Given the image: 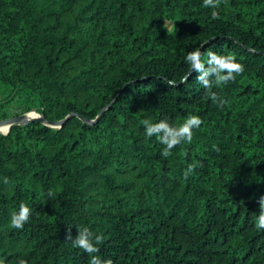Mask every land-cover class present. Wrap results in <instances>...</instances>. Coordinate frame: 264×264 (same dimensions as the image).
I'll list each match as a JSON object with an SVG mask.
<instances>
[{"label":"trees","instance_id":"obj_1","mask_svg":"<svg viewBox=\"0 0 264 264\" xmlns=\"http://www.w3.org/2000/svg\"><path fill=\"white\" fill-rule=\"evenodd\" d=\"M209 51L243 73L217 85ZM32 111L74 116L0 133V264H264V0H0V120ZM193 115L167 157L146 135Z\"/></svg>","mask_w":264,"mask_h":264},{"label":"clouds","instance_id":"obj_2","mask_svg":"<svg viewBox=\"0 0 264 264\" xmlns=\"http://www.w3.org/2000/svg\"><path fill=\"white\" fill-rule=\"evenodd\" d=\"M204 6H212V7H218L219 6V0H216L214 3V0H204ZM212 18L218 19L219 13L216 11L212 12ZM208 60L207 63L209 65H214L210 69L211 72L217 73V79L216 84H226L229 81H234L236 79L237 75H240L244 71V65L241 63L236 62L235 56L228 55H218L215 52H208ZM186 59L188 61L192 62V65L196 69H201L203 67L201 63V52L199 49L192 51L188 53ZM227 72L226 76L220 75L221 72ZM208 73H205L207 75ZM235 74V75H234ZM203 80V77L200 78ZM187 76L182 78V82H186ZM170 85H174V81H169ZM204 87L209 88L210 85L208 81H204ZM211 98L213 101H216L218 97L213 93ZM224 101H221V104H223ZM141 123L144 126L149 125L148 120L141 121ZM203 121L198 116H190L187 118V120L179 127H172L169 125L166 121H160L156 124H151V126H147L146 128V135L148 137H152L154 134L157 137L158 141L161 142L163 145H166L163 155L165 157L169 156L171 154V150L180 144L182 141L191 142L193 137L192 129L198 128ZM163 133V135H159L160 133ZM196 167L195 164L189 165L187 171L184 173V178L187 179L189 174L193 171V169ZM7 182V180L5 181ZM259 203V216L257 220L256 227L257 229H264V196H261L258 200ZM31 215V210L28 206L21 203L19 206V212L14 213L11 216V227L15 229H22L24 227V224L29 220ZM78 235L75 237V239L72 238L71 233L69 232L67 235V239H72L73 246L80 248L84 250L85 252L92 254L95 252H98L99 249L95 247L92 243V233L89 231V229L84 228L83 230H78ZM102 237L97 236L95 237L96 243L99 244L101 242ZM19 264H25V261L21 260ZM90 264H101V261L98 257L93 256L91 259ZM105 264H112L111 260H108L105 262Z\"/></svg>","mask_w":264,"mask_h":264},{"label":"water","instance_id":"obj_3","mask_svg":"<svg viewBox=\"0 0 264 264\" xmlns=\"http://www.w3.org/2000/svg\"><path fill=\"white\" fill-rule=\"evenodd\" d=\"M103 111H101V113L97 117V119L101 116ZM26 114L19 115V116H14V117H10V118H6L4 120H0V126L6 125L8 127L7 132L6 133H1V134L2 135H7L9 130H10V128L13 125H27V124H29L31 122L41 123V124L47 125V126H49L51 128H60L68 118L74 116V114H71V115H68L65 119H63L61 121L46 122L39 114H37V117H33V118H27Z\"/></svg>","mask_w":264,"mask_h":264},{"label":"rangeland","instance_id":"obj_4","mask_svg":"<svg viewBox=\"0 0 264 264\" xmlns=\"http://www.w3.org/2000/svg\"><path fill=\"white\" fill-rule=\"evenodd\" d=\"M19 105H21L20 101H17L15 103L11 102L10 104H8V109L10 112H19V109H16ZM32 112H34L36 115L38 114L36 111H32ZM21 115H23V114H21ZM15 116H17V115H15ZM10 117H14V115L10 116Z\"/></svg>","mask_w":264,"mask_h":264},{"label":"bare ground","instance_id":"obj_5","mask_svg":"<svg viewBox=\"0 0 264 264\" xmlns=\"http://www.w3.org/2000/svg\"><path fill=\"white\" fill-rule=\"evenodd\" d=\"M27 118H33V117H37V115L34 112H30L26 114ZM8 127L6 125L4 126H0V133H6L7 132Z\"/></svg>","mask_w":264,"mask_h":264}]
</instances>
